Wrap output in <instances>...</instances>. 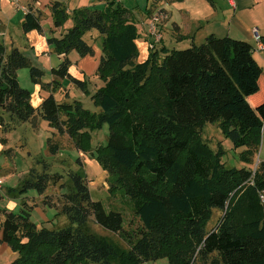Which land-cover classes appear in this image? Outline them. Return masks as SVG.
Wrapping results in <instances>:
<instances>
[{"label":"trees","instance_id":"trees-1","mask_svg":"<svg viewBox=\"0 0 264 264\" xmlns=\"http://www.w3.org/2000/svg\"><path fill=\"white\" fill-rule=\"evenodd\" d=\"M92 1L103 5L79 7L70 14L63 2L50 4L56 28L70 19L73 25L60 37L47 39L60 56L47 84L44 72L19 48L7 50L0 40V108L10 117L6 124L0 115V127L8 132L39 117L53 135L66 134L79 151L94 153L109 174V190L129 198L140 225L125 229L122 212L93 200L84 175L70 171L71 190L63 194L58 211L69 220L65 227L36 225L25 200L17 211L0 205V243L17 253L10 264H144L162 259L167 264H264V159L251 168L264 144V102L254 107L249 101L260 91L263 74L255 48L212 34L182 50L148 48V57L139 62L140 34L130 11L120 0ZM42 21V11L31 7L22 23L24 34H43ZM92 30L103 41L96 71L102 85L91 95L99 112L78 100L59 102L52 93L34 107L32 93L19 84L23 68L42 88L68 79L89 95L86 80L71 74L69 56L73 51L81 58L95 55L84 39ZM207 123L218 124L235 149H246L240 154L243 166H227L221 145L214 150L204 140ZM104 125L110 130L107 142L94 148L93 132ZM52 138L48 144L55 154ZM39 162L44 171L32 169L10 194L25 196L34 190L45 195L63 179L48 172L46 161ZM216 210L221 216L209 228ZM90 219L117 234L126 247L90 232Z\"/></svg>","mask_w":264,"mask_h":264},{"label":"rangeland","instance_id":"rangeland-1","mask_svg":"<svg viewBox=\"0 0 264 264\" xmlns=\"http://www.w3.org/2000/svg\"><path fill=\"white\" fill-rule=\"evenodd\" d=\"M19 1H21V4L26 3L25 0ZM90 1L91 0H82V3L88 4ZM120 1H122L123 6L130 11L131 19L138 26V32L140 34V37L137 40L140 52L138 58L139 62L144 59L143 55L150 51L151 48L148 50L149 43L152 42L155 44V49L158 50L164 45L169 49L182 50L191 47L193 44H202L205 41V38L201 37L200 34H198L195 39L196 43H192V39L190 41L177 39V30L173 26L175 21L172 18L170 22L166 24L165 28L163 27V23L168 19V14L164 13L165 11L161 6L163 7L166 5L165 8H167L169 12L174 13L175 19H178L181 12L175 3H170L168 1L164 2L162 5H158L159 3H162V1L158 3H155L154 0ZM10 2L11 0H8L4 3L6 4L4 6V13L7 16L8 23L0 24L1 31L6 32L9 30L5 33V36H9L10 40L7 39L5 43V39L3 40V37L1 36L0 40L3 41L7 50H10L13 39L14 47L19 48L20 51L31 60L34 66L37 65V68L42 69L44 72L42 82L47 84L54 79L51 70L54 67H58L60 59L51 46L50 54H48L49 56H44L43 53L37 54L34 52V49L36 48L29 46V41L22 30L24 12L26 13L30 8L25 6L22 7L23 5L19 4L20 9L18 11L10 4ZM74 2L79 3L80 0H73V3ZM14 3L16 4V2ZM30 4V7L33 6L32 3ZM33 8L36 10L34 6ZM21 9H23V11H21ZM1 13L2 11L0 10V14ZM42 14L43 20L48 21L43 11ZM156 16L159 17V21L156 23V28L163 37L160 43H155V37L149 31L150 25ZM2 17L5 18L4 16ZM14 20L15 22H13ZM65 25V27H67L66 29H68L73 25V21L69 20ZM49 35H53V33L49 32L48 36ZM84 39L94 48L95 55L92 57L88 56L86 58H81L76 51H73L69 56L72 61L70 72L75 78L86 80L89 95H86L68 79H58L60 84H56L54 87L52 86L53 88L51 87L48 91L54 94L56 100L59 102L78 100L83 103L86 109L92 112H99V108L94 105L91 95L102 85V82L96 74L97 64L95 63H99L100 61L103 41L100 33L96 30L88 32ZM44 50L45 48L42 49V51ZM81 60L82 65L80 64ZM18 80L22 88L27 89L32 93V104L34 107H38L42 103L38 92L41 85L39 86L32 82L30 70L28 68L20 69L18 71ZM42 92L45 94L47 91L43 88ZM43 93L42 95H44ZM0 115L5 117L4 121L6 124L7 122H10V117L5 114L1 108ZM33 122L34 123H19L13 130H9L8 132H5L0 127V179L3 180V185L0 188V195L2 196L0 205L10 209L8 207L10 204L9 202L16 201L18 202V206L15 208L17 211L21 206V202L25 200L30 206H32L31 221L36 225L49 229L65 227L69 224V220L66 215L58 214V211H60L64 202L63 194L68 193L71 190L72 181L68 174L70 171H77L86 178L93 200L101 201L106 209H115L122 212L125 219V229L136 230L140 225V221L134 214L131 201L121 192L114 193L109 190L111 187L109 174L104 171L95 160L94 153H83L79 151L75 147L74 142L66 134L53 135V129L49 126L47 121L36 117ZM109 133L110 130L108 125H104L102 129L94 131L92 140L93 147L95 148L99 145L105 144ZM51 137H53L51 144H54L57 148L55 154H52L48 144V139ZM203 138L214 150H217L218 145H221L225 150V156L222 160L227 166L241 167L244 165L240 154L246 149H235L232 142L223 136L218 124L207 123L203 128ZM1 140H5L6 143H3ZM261 159L262 151L259 150L254 157L251 168L254 169L257 164L260 163ZM39 160L47 162L49 166L47 169L48 172L60 173L63 175V179L58 184L51 185L45 195H40L34 190L29 191L25 196H21L17 192L16 194H10L11 190L20 187L22 181L28 177L32 169H36V171L40 173L44 171V165L42 162L40 163ZM61 184H65L64 188H60ZM46 195H48V198ZM45 200H48V203H46ZM48 204L55 208H51ZM220 216V211H214L209 228H212L216 224L217 219ZM87 228L92 233L108 237L122 247H126L124 241H122L117 234L104 230L91 219L88 222ZM16 257L17 253H14L7 244L0 243V264H10ZM144 264H167V259L158 260L156 262L150 261Z\"/></svg>","mask_w":264,"mask_h":264},{"label":"crops","instance_id":"crops-1","mask_svg":"<svg viewBox=\"0 0 264 264\" xmlns=\"http://www.w3.org/2000/svg\"><path fill=\"white\" fill-rule=\"evenodd\" d=\"M7 1L8 0H0V10L2 11L0 14V24L8 23L7 16L4 13V6L6 5L4 3ZM53 1L54 0H25L26 3L24 4H21V1L19 0H11L10 2V4L18 11L20 9L19 4H21L23 5L22 7L25 6L33 8L34 6L36 9L43 11V13L46 15L48 21H42L44 28L43 34H40L37 31H31L25 34L27 40L29 41V46L36 48L34 49V52L37 54L43 53L44 56H49L48 54H50L51 47L47 42L48 37H60V35H62V33H64L67 28L65 27L66 25L61 28H56L54 26L52 13L49 7ZM59 1L66 5L68 13L70 14L76 8L99 4L98 2H93L92 0L88 4H83L82 0H80L79 3L74 2L75 4L73 3V0ZM168 1L170 3L177 4L181 15L178 18L179 20L177 18L175 19L174 13L169 12L168 9L165 8L166 5L163 7L161 6V8L165 11L164 13L168 14V19L163 23V27L165 28L166 24H168L172 18L175 21L173 26L177 30V39H185L189 41L192 39V43H196L195 39L198 34H200V36L204 37L205 39L209 35L213 34L218 37H231L234 39L247 41L255 48L254 57L262 67L263 74L260 77V91L257 94L251 96L249 101L254 107L264 102V51L257 50L258 38H264V0H166L162 1V3H159L158 5H162L164 2ZM14 2H16V4ZM30 3H32L33 6L30 7ZM21 11H23V9H21ZM25 14L26 13L24 12L23 20ZM13 22H15V20ZM8 31L9 30L6 32ZM6 32L0 30V36L3 37V40L5 39V43L7 39L10 40L9 36H5ZM49 32H52L53 35L48 36ZM13 42L14 41L12 39L11 48L14 47ZM43 48H45L44 51H42ZM148 54L149 51L143 55L144 59L142 61L148 57ZM58 57L60 59V56ZM80 64L82 65V60L80 61ZM95 64H97L96 68H98L99 63L97 62ZM43 88L40 86L38 90L40 94V100H43L44 97H47L49 94H51L47 88H45L47 92L44 94L42 92ZM42 93L44 95H42ZM261 151L262 159H264V144L262 145ZM9 203L10 204L8 207L10 209L16 210L15 208L18 206V202L10 201Z\"/></svg>","mask_w":264,"mask_h":264},{"label":"built area","instance_id":"built-area-1","mask_svg":"<svg viewBox=\"0 0 264 264\" xmlns=\"http://www.w3.org/2000/svg\"><path fill=\"white\" fill-rule=\"evenodd\" d=\"M162 18H164V17H162ZM158 19H159V17L156 16L154 18V20L152 21V23L150 25V28H149L150 33H152V35L155 37V43H160L162 41V39H163L162 34L159 33V31L156 28V23L159 21ZM257 41H258L257 42L258 43L257 44V50L264 51V40L258 38ZM154 47H155V44L153 42L149 43V48L154 49ZM2 185H3V180L0 179V188L2 187ZM262 199L264 201V197L263 196H262Z\"/></svg>","mask_w":264,"mask_h":264}]
</instances>
